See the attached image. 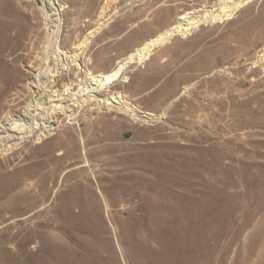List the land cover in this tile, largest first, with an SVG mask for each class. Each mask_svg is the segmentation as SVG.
<instances>
[{"label": "rangeland", "instance_id": "374dc122", "mask_svg": "<svg viewBox=\"0 0 264 264\" xmlns=\"http://www.w3.org/2000/svg\"><path fill=\"white\" fill-rule=\"evenodd\" d=\"M218 1L52 0L57 49L82 51V70L58 67L51 90L77 93L176 17L210 10ZM46 37L39 0H0V123L25 121L36 76L54 58ZM263 61L264 0H253L156 47L96 93L106 101L121 94L142 121L92 104L74 109L70 122L56 113L47 138H35L41 130L35 125L24 143L0 155V217L13 197L36 192L33 163L39 159L60 164L46 205L76 185L79 178L62 179L83 164L86 150L129 155L149 170L150 185L126 201L93 185L98 232L74 208L75 215L25 243L13 234L43 206L3 213L0 229L21 222L0 235V264H264Z\"/></svg>", "mask_w": 264, "mask_h": 264}, {"label": "bare ground", "instance_id": "6f19581e", "mask_svg": "<svg viewBox=\"0 0 264 264\" xmlns=\"http://www.w3.org/2000/svg\"><path fill=\"white\" fill-rule=\"evenodd\" d=\"M39 1L47 28L46 39L49 43L48 45H52L54 58L52 59L53 61L51 60L45 63L36 76L34 103L26 112L24 111L23 116L25 121L22 122L20 120L15 126L13 125L14 122H8L6 124L0 123V155H4L5 152L7 153L24 143L31 136L32 132H34V126L37 124L41 125V130L35 134L37 140L52 135L54 127L51 123L54 121L56 113H62L66 117V120L70 122L76 115L73 112L74 109L80 110L92 104L108 112L113 109H118L131 118L142 121L141 116L139 117L136 111L125 103L121 94H117L111 100L106 101L104 99H98L96 93L121 77L132 64H139L146 60L156 47L162 46L174 37H183L202 24H212L233 7H239L253 0H219L217 6L210 10L181 14L179 17H176L170 27L163 30L156 37L150 39L121 60L112 72L92 76L87 82L80 85L77 93L72 94L67 91L62 95L51 90L52 76L60 66L66 71H71L72 69L81 71L82 66L79 62V57L82 51H78L74 55H66L57 49L58 24L56 10L54 9L52 0ZM88 40L89 38L81 43L80 49H83L87 45ZM42 96L45 98L42 99ZM41 100L43 103H41ZM143 117L145 118L146 116ZM105 153L104 148L98 152L86 150L83 164L62 179V182H64L66 178H79L76 185L71 188L59 190L54 195L52 202L47 205L46 203L50 198V192L59 181L60 164L54 166L56 160H53L51 157L47 160H36L33 163L35 166L34 173L38 175L36 192L32 193L30 191V194H20L13 197V201L10 202L14 207L10 203L1 207L0 221L2 220L3 213L18 216L27 214L43 206L28 215L24 219L28 223L18 228L13 234L14 237L24 236V242L28 243L37 237L46 235L52 229V222L75 215L72 211L74 208H78V213H76L78 219L84 221L86 224H94L95 230L98 232L101 216L98 211L99 201L94 193L93 185L103 191L120 192L121 200L123 201L128 200V196L132 195L134 191L147 189L150 185L149 170L145 165H135L138 162L133 161L129 155L119 157L111 154L105 156ZM18 222H21V220H14L3 229H0V235L4 234L5 231H9ZM108 247L110 246L108 245ZM190 263L188 261L186 264Z\"/></svg>", "mask_w": 264, "mask_h": 264}]
</instances>
